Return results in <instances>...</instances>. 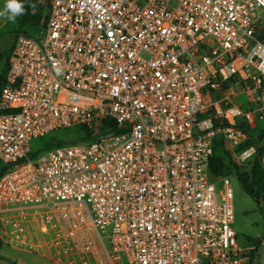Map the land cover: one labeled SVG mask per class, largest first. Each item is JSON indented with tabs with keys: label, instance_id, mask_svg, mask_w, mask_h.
Listing matches in <instances>:
<instances>
[{
	"label": "built area",
	"instance_id": "built-area-1",
	"mask_svg": "<svg viewBox=\"0 0 264 264\" xmlns=\"http://www.w3.org/2000/svg\"><path fill=\"white\" fill-rule=\"evenodd\" d=\"M42 1L0 92L3 246L52 264H248L235 175L210 161L218 141L242 167L257 157L242 147L264 130V3ZM73 128L94 139L31 158Z\"/></svg>",
	"mask_w": 264,
	"mask_h": 264
},
{
	"label": "trees",
	"instance_id": "trees-1",
	"mask_svg": "<svg viewBox=\"0 0 264 264\" xmlns=\"http://www.w3.org/2000/svg\"><path fill=\"white\" fill-rule=\"evenodd\" d=\"M18 2H20L24 7V12L21 15H18V25L20 28L24 26L39 27L48 18L49 6L44 4L42 0H18ZM9 54L6 58L5 68L3 72L0 73V92L5 85ZM78 129V138L72 140L71 142L59 141L60 137L56 134H51L45 139L36 142L38 143V146H35L34 144L31 158H36L37 156L58 147L73 145L78 142H87L94 139L92 132L89 133L84 128ZM110 131L116 134V130L114 128H111ZM258 132L260 133L258 138L253 139L251 137L242 148H246L251 145L258 146L262 141H264V130L259 127ZM225 147L226 146L223 141L215 142V154L210 161L212 174L214 176L234 174L245 194L255 201L259 208L261 202L264 201V167L261 163V158L264 155V146H260L258 148L257 157L248 168L240 166L233 158L231 152ZM220 149L222 152H220ZM12 167L13 166L11 165L8 166L0 164V177L12 169ZM263 240L264 239H249V243L253 245L254 248L250 251V261L248 264H253L255 255L257 254L258 248ZM2 248L3 244L0 241V253Z\"/></svg>",
	"mask_w": 264,
	"mask_h": 264
},
{
	"label": "rangeland",
	"instance_id": "rangeland-1",
	"mask_svg": "<svg viewBox=\"0 0 264 264\" xmlns=\"http://www.w3.org/2000/svg\"><path fill=\"white\" fill-rule=\"evenodd\" d=\"M6 3L7 0H0V12L5 11ZM40 33H42V31L36 27L24 26L20 28L18 25V16L15 22L8 20L7 16H0V73H2L5 68L6 58L14 43V35L27 34L35 38L39 37ZM236 93L238 92L236 91ZM249 101L250 95L248 94L239 95L234 98V102L244 108L250 106ZM78 132V128H73L67 131H59L56 135L60 137L59 141L61 142H71L78 138ZM35 146H38V143H35ZM262 146H264V141H262ZM220 152H222L221 149ZM263 157L264 155L262 158ZM232 185L235 207V223L233 228L238 236L239 243L244 247L250 248V251H252L254 247L249 243V239H264V201L261 202L258 208L255 201L245 194L235 176L232 178ZM0 260L7 263L23 262L24 264H52L40 256L18 251L6 245L2 248ZM253 264H264V240L258 248Z\"/></svg>",
	"mask_w": 264,
	"mask_h": 264
},
{
	"label": "clouds",
	"instance_id": "clouds-1",
	"mask_svg": "<svg viewBox=\"0 0 264 264\" xmlns=\"http://www.w3.org/2000/svg\"><path fill=\"white\" fill-rule=\"evenodd\" d=\"M264 3V0H261ZM24 12L23 5L18 0H7L5 11L0 12V16H7V19L15 22L16 17Z\"/></svg>",
	"mask_w": 264,
	"mask_h": 264
},
{
	"label": "crops",
	"instance_id": "crops-1",
	"mask_svg": "<svg viewBox=\"0 0 264 264\" xmlns=\"http://www.w3.org/2000/svg\"><path fill=\"white\" fill-rule=\"evenodd\" d=\"M262 19H261V23H260V29L262 31V33L264 34V11L262 12ZM262 146V142L259 144V147ZM0 264H17L16 262L14 263H7V262H4L2 260H0Z\"/></svg>",
	"mask_w": 264,
	"mask_h": 264
},
{
	"label": "water",
	"instance_id": "water-1",
	"mask_svg": "<svg viewBox=\"0 0 264 264\" xmlns=\"http://www.w3.org/2000/svg\"><path fill=\"white\" fill-rule=\"evenodd\" d=\"M110 137V135L109 136H107V138H109ZM17 264H24L23 262H18Z\"/></svg>",
	"mask_w": 264,
	"mask_h": 264
}]
</instances>
